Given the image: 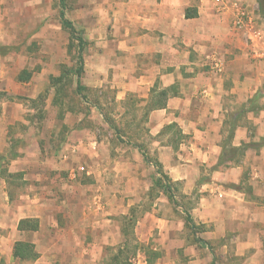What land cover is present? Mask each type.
<instances>
[{
	"label": "rangeland",
	"instance_id": "rangeland-1",
	"mask_svg": "<svg viewBox=\"0 0 264 264\" xmlns=\"http://www.w3.org/2000/svg\"><path fill=\"white\" fill-rule=\"evenodd\" d=\"M236 1L264 34L255 0ZM101 2L65 0V17L81 30L91 59L87 72L83 68L79 95L72 74L76 43L61 25L58 0H0V131H7L0 136V264L34 262L12 257L16 241L32 240L31 232L17 230V222L22 208L30 206L26 196L34 195L41 215L34 246L47 264L262 263L264 250L240 252L237 236L222 234L219 207L218 220L200 219L195 207L205 193L188 188L185 180L172 181L157 160V142L175 145L186 137L177 124L152 133L148 106L132 94L118 99L110 75L99 85L98 69L110 65L109 59H95L110 54L101 44L110 24L100 21L106 14L95 11ZM22 70L28 79L19 82ZM18 86L16 95L12 89ZM18 155L39 158V179L28 170L8 176ZM154 163L169 178L175 203L162 188L152 187ZM211 203L213 209L219 205ZM195 236L211 250L194 242Z\"/></svg>",
	"mask_w": 264,
	"mask_h": 264
},
{
	"label": "crops",
	"instance_id": "crops-1",
	"mask_svg": "<svg viewBox=\"0 0 264 264\" xmlns=\"http://www.w3.org/2000/svg\"><path fill=\"white\" fill-rule=\"evenodd\" d=\"M253 5L258 11L257 3ZM240 7L236 0H102L95 11L106 14L100 21L110 24V35L101 41L110 54L95 59H109L110 65L101 66L96 75L100 86L110 75L118 99L132 94L143 107L153 103L158 91L169 90L165 107L149 111L150 131L157 134L175 123L186 137L175 145L157 142V160L172 181L185 180L188 188L194 185L205 193L195 207L200 219L219 217L222 234L237 236L238 251L259 253L264 250V34L259 27H234ZM187 9L196 16L186 18ZM255 31L259 38L253 36ZM85 51L87 72L91 59ZM214 61L220 62L219 70H214ZM19 89L12 91L19 95ZM233 122L231 145H247L243 156L238 164L227 161L202 174V167L217 163ZM6 135L3 128L0 136ZM41 163L18 155L8 172L28 170L39 179ZM26 197L30 206L22 208L18 221L41 217L39 197ZM209 200L219 205L213 209ZM37 231L29 233L33 244L39 241ZM47 261L40 253L33 264Z\"/></svg>",
	"mask_w": 264,
	"mask_h": 264
},
{
	"label": "trees",
	"instance_id": "trees-1",
	"mask_svg": "<svg viewBox=\"0 0 264 264\" xmlns=\"http://www.w3.org/2000/svg\"><path fill=\"white\" fill-rule=\"evenodd\" d=\"M255 2L257 3L258 14L264 19V0H255ZM58 7H59L58 14H59L62 27L69 31L71 39L76 43L77 67L72 70V74L75 76V79H76V88H75L76 93H78L79 95H82L83 86L81 85V75L83 73V68H84L83 52L86 46V41L84 40L82 36L81 30L77 29L73 25V23L65 17V0H58ZM195 16H196V13L191 14L189 12V9L185 11L186 18L195 17ZM26 73H27L26 70H22L20 74H18L17 76V81L22 82L28 79V76L22 77V75ZM168 91L169 90L167 89H162L158 91L156 93V98L153 100V103L148 106L149 110L164 108L165 100L168 96ZM247 109H251V107ZM247 109L241 110L238 115L242 114ZM109 125L110 127L114 128L113 125L111 124ZM230 125L231 126L229 130L227 131L225 138L221 142V152L218 157V161L211 168L210 171L216 169L218 166L223 165L224 163H227V161H231L230 163L238 164V162L240 161L241 157L244 154V151L247 145L241 144L238 147H234L231 145V139L233 137L234 127L236 124L235 122H233ZM173 126L174 124H169V125L164 126L163 129H170ZM135 147H137L138 150L141 152L144 162L147 164L151 163L147 155L142 151V149L139 146H135ZM153 165H154L156 176L153 178L152 187L162 188L163 191L166 192L168 196L172 199V201L175 203L171 195V192H170L169 178L167 177L166 174H164L160 165H158L157 163H154ZM8 176H12V174L9 173ZM185 219L192 229L195 228V224L191 216L188 213H185ZM38 228H39V222H38V219L36 218H23V219H20L17 224V230L22 231V232H33V231H37ZM193 240L194 242L200 244L202 247L208 248L211 250L210 246L208 245V242H206L204 239L195 236ZM12 257L20 261H34L38 258V253L36 252L35 246L33 243L29 241H24V240L23 241L18 240L13 245ZM211 264H215L213 259H212Z\"/></svg>",
	"mask_w": 264,
	"mask_h": 264
},
{
	"label": "built area",
	"instance_id": "built-area-1",
	"mask_svg": "<svg viewBox=\"0 0 264 264\" xmlns=\"http://www.w3.org/2000/svg\"><path fill=\"white\" fill-rule=\"evenodd\" d=\"M235 5H237V4L235 3ZM234 16H235V18H234V25L235 26L234 27L238 28L241 25H247V27L249 29L253 28V26H252V20L250 18H247L246 19L247 15H246L245 10L242 7H240L238 9V11L236 12V14ZM255 33H257V34H255ZM259 33H260L259 31H255L253 33V36L259 38L261 36ZM220 67L221 66H220V62L219 61H214L213 62V68H214V70L215 69L216 70H219Z\"/></svg>",
	"mask_w": 264,
	"mask_h": 264
}]
</instances>
